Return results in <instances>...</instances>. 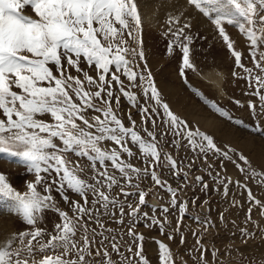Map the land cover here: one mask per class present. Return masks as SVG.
Masks as SVG:
<instances>
[{"label": "snow or ice", "instance_id": "1", "mask_svg": "<svg viewBox=\"0 0 264 264\" xmlns=\"http://www.w3.org/2000/svg\"><path fill=\"white\" fill-rule=\"evenodd\" d=\"M189 2L216 26L235 59V66L247 73L250 82H255V95L264 102V94H261V89H264V51H260L264 46V0ZM26 7L31 8L35 18L23 14ZM225 23L237 27L246 37L250 55L260 74L253 75L252 70L242 63V53L234 49V41L227 34ZM140 25L136 0H0V153L23 157L28 161L27 170L35 176L33 181L26 183L27 191L21 193L11 185L6 174L0 173V194L11 201L6 205V211L17 215L29 226L0 245V264H133L121 252L116 238L105 235L113 230L106 227L103 218L124 223V204L112 195V190L119 188V194L126 198L133 195L125 191V184L139 192L138 204H127L131 215L138 213L140 206L146 203L148 193L140 189L139 183L132 184L133 174L138 181L150 175L155 185L166 184L155 171L161 162V150L157 143L146 141L134 130L136 122L131 115L128 119L133 127H126L112 109L113 100L119 104V97L114 96L112 91L113 84H119L120 91L128 101L137 105V97L124 90V82L116 73L122 70L128 81L136 86L138 74L129 67L131 61L126 56L131 53L143 59L144 53L125 47L127 40L124 35L127 32L131 37L133 27L138 32ZM185 39L191 41L190 37ZM171 50L170 45L169 52ZM182 52L181 75L185 68L195 70L190 61L188 44L182 45ZM82 59L89 67L95 66L97 78L83 72L80 67ZM113 65L115 71L110 67ZM69 68L77 73L83 72V80L78 75H71ZM150 76L149 73L145 95L150 89L151 99L164 109L171 126L178 128L184 124L187 128V124L180 121L166 103H162ZM85 82L89 90L85 89ZM93 87L96 91L90 90ZM211 106L221 116L231 119L228 112L215 104ZM147 112V108L141 109L142 114ZM152 124L155 127L154 120ZM144 131L152 137V141L156 140L153 132L147 128ZM176 134L179 135V132ZM129 136L148 161L143 169L122 158V153L129 159L134 156L125 143V138ZM196 136L207 142V149H216L213 138L199 130L187 132V139L193 148L199 146L201 152L206 150L203 145H197ZM109 141L120 146V150L102 147L104 142ZM72 154L88 158L93 172L90 179L94 183L82 178L85 168L71 159ZM223 155L231 159L226 152ZM164 158L171 169L177 168L176 160L170 155L165 153ZM239 158L251 168L246 157L240 155ZM97 162L103 171L97 168ZM106 162H110L111 167L120 173V179L108 172ZM236 167L244 171L239 164ZM184 175L186 178L187 173ZM258 175L264 176V173L252 170L253 177ZM196 180L202 181V177L198 176ZM38 186L43 188L44 194H41ZM65 187L78 195L83 203L70 200ZM203 187L207 188L208 185L204 184ZM54 189L70 205L73 215L57 206L52 195ZM166 190L175 204L178 189L167 186ZM248 197L255 200L251 190ZM255 204L264 207L259 200H255ZM117 207L121 217L119 220H115L112 211ZM163 210L168 211L167 208ZM46 211H53L60 218L52 231L39 226ZM180 211H186V205L181 206ZM248 211L250 220L252 209ZM90 222L97 227H91ZM152 223L159 221L153 219ZM97 228L101 231H97ZM241 231L248 235L246 229ZM128 235L136 241L144 240V236L135 233L132 227H129ZM169 239H172L171 235ZM17 242L19 246L14 247ZM157 243L160 264H175L169 247L162 242ZM137 247L139 250L135 256L139 257L138 264H148L142 255V243ZM128 251L132 252V248L129 247ZM113 254L119 256L120 260L113 259Z\"/></svg>", "mask_w": 264, "mask_h": 264}, {"label": "rangeland", "instance_id": "2", "mask_svg": "<svg viewBox=\"0 0 264 264\" xmlns=\"http://www.w3.org/2000/svg\"><path fill=\"white\" fill-rule=\"evenodd\" d=\"M137 1L141 19L139 31L137 32L133 27L131 37L127 32L124 35V39L127 40L125 47L135 49L137 53L140 51L144 53L143 59L131 53L126 56L131 61L129 67L138 74L136 86L128 81L122 70L116 73L124 82V90L137 97V105L134 106L128 101L120 91L119 84H113L112 91L114 96L119 97V104L113 100L112 109L126 127H133L128 119L131 115L132 120L136 122L134 130L146 141L157 143L161 150V162L155 171L166 184L155 185L150 175L138 181L133 174L132 184L139 183L140 189L148 194L145 198L146 203L140 206V211L131 215L127 204L131 203L134 206L138 204L139 192L135 187L128 186L121 180V183L125 184V191L133 195L126 198L119 194V188L112 190V195L117 196L124 204V223L118 224L113 219L104 217L106 227L113 230L105 235L116 238L121 252L133 264L139 262L135 252L139 250L137 245L141 243L142 255L147 259L148 264H160L158 241L169 247L175 264H203L204 261L207 264H264V215H262L264 207L255 204V200L264 204V183H262L264 176H252V170L264 173V106H262L264 102L255 95L256 84L254 81H249L243 69L235 66V59L216 26L189 0H169L172 4L170 7L165 0H151L149 5L152 6L155 19L148 22L143 19ZM177 2L180 9L175 10ZM23 14L35 18L30 7H26ZM224 27L230 39L234 41V49L242 53V63L245 67L251 69L253 75L260 74L250 55L246 37L235 26L225 23ZM185 37H190L191 41L189 42ZM183 44H188L190 61L195 70L185 68L184 74L181 75ZM170 45L171 52H169ZM260 51H264V46ZM80 67L83 72L97 78L98 72L94 65L89 67L82 59ZM110 67L115 71L114 65ZM68 71L83 80V72L77 73L71 68ZM149 73L160 93L162 103H166L171 112L187 124V128L184 124L178 128L171 126L164 109L151 99L150 89L145 95L144 89L148 88ZM141 76L144 79L141 80ZM85 89L89 90L87 82ZM90 90L96 91L94 87ZM261 94H264V89H261ZM237 101L239 103H236ZM97 103L99 104V101ZM212 104L228 112L231 119L221 116L211 106ZM143 108H147L148 112L142 114ZM89 114L99 115V113ZM153 120L155 127L152 124ZM145 128L155 134V141L147 135ZM197 130L211 136L219 151L207 149V142L199 136L194 139L197 145H203L206 150L201 152L199 146L193 148L187 139V132ZM177 132L179 135L176 134ZM125 143L134 156L129 159L122 153V158L141 169L146 167L148 161L139 151L138 144L133 143L130 136L125 138ZM102 147L107 150L113 148L120 150V146L110 141L104 142ZM225 152L231 159L224 157ZM165 153L176 160V169L168 166L164 158ZM240 155L247 158L251 168L240 160ZM71 159L78 161L85 168V172L81 174L82 178L94 183L90 179L93 172L88 158L72 154ZM106 164L108 172L120 179V173L111 167V163L106 162ZM236 164L244 168V171L241 172ZM96 166L101 171L104 170L98 162ZM27 169L28 161L23 157L0 153V173L6 174L11 185L21 193L27 191L26 183L35 179L34 174ZM184 173H187L186 178ZM42 175L47 174L42 173ZM198 176L202 177V181L196 180ZM204 184L208 187L204 188ZM167 186L178 189L175 204L172 202L171 194L166 190ZM38 190L44 194L41 186H38ZM249 190L255 200L249 199ZM65 193L70 200L83 203L78 195L66 187ZM52 195L58 207L67 211L70 216L73 215L70 205L64 202L59 192L54 189ZM2 196L0 194V215L5 217L0 224V245L14 233L29 227L17 215L6 211V205L11 201ZM89 198L91 199V194ZM183 205H186V211L181 212ZM164 208L168 211L165 212ZM249 208L252 209L250 220ZM112 211L115 213V220H119L121 218L119 208ZM153 219L159 223L153 224ZM59 222L58 214L46 211L44 220L39 226L52 231L54 224ZM90 224L91 227H97L93 222ZM129 227H132L135 233L143 235L144 240L136 241L134 237L129 236ZM242 229H246L248 235L242 233ZM97 231L101 229L97 228ZM170 235L172 239H169ZM182 237L183 243H181ZM105 243L107 244L108 241ZM18 246L17 242L14 247ZM129 247L132 248V252L128 251ZM214 251L215 256H213ZM113 259L119 261L120 257L113 254Z\"/></svg>", "mask_w": 264, "mask_h": 264}, {"label": "bare ground", "instance_id": "3", "mask_svg": "<svg viewBox=\"0 0 264 264\" xmlns=\"http://www.w3.org/2000/svg\"><path fill=\"white\" fill-rule=\"evenodd\" d=\"M137 2L140 5V8H141L140 10L142 11L141 15H143V19L145 20V22H148L149 20L155 19V16L153 15V12H152V6L149 5L151 0H138ZM165 2H166V4L168 3L167 5L169 7L172 6V4L170 3L169 0H165ZM149 8H151V9L149 10ZM178 9H180V5L177 2V4L175 5V10H178ZM146 10H149V11L147 12ZM150 12H151V14H150ZM4 201H5V199H4ZM4 217H5L4 215L3 216L0 215V224L4 221V219H3Z\"/></svg>", "mask_w": 264, "mask_h": 264}]
</instances>
